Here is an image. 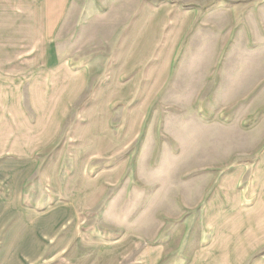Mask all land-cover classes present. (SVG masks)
Instances as JSON below:
<instances>
[{"label": "rangeland", "instance_id": "obj_1", "mask_svg": "<svg viewBox=\"0 0 264 264\" xmlns=\"http://www.w3.org/2000/svg\"><path fill=\"white\" fill-rule=\"evenodd\" d=\"M46 143L84 264H264V0H0V168Z\"/></svg>", "mask_w": 264, "mask_h": 264}, {"label": "crops", "instance_id": "obj_2", "mask_svg": "<svg viewBox=\"0 0 264 264\" xmlns=\"http://www.w3.org/2000/svg\"><path fill=\"white\" fill-rule=\"evenodd\" d=\"M50 143L41 148L29 147L28 156L9 168H0V264H84L92 252L97 258V238L84 235L82 217L95 206L98 200L81 199L64 201L67 194L59 185V178L65 177L60 158L69 154L65 146L49 154ZM72 158H80L72 153ZM48 158V159H45ZM49 158H54L49 160ZM98 158L97 153L85 150L84 157ZM58 159V160H55ZM45 163L39 169L40 163ZM57 164V165H55ZM38 178L42 186L29 185V206L24 203V179ZM54 199L56 201H50ZM98 204V203H97ZM16 230L20 236L29 234V257L19 254L14 244L7 241V234Z\"/></svg>", "mask_w": 264, "mask_h": 264}]
</instances>
